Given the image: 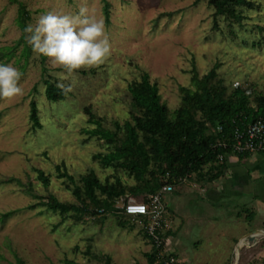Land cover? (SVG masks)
<instances>
[{
  "label": "rangeland",
  "instance_id": "1",
  "mask_svg": "<svg viewBox=\"0 0 264 264\" xmlns=\"http://www.w3.org/2000/svg\"><path fill=\"white\" fill-rule=\"evenodd\" d=\"M18 1L29 13L27 26L33 27L49 12L76 15L86 5L103 21L111 55L98 67L79 69L73 77L74 91L64 101L49 102L42 79L49 77L57 84L64 70L33 52L17 24L18 6L0 0V64H11L23 73V95L0 99V215L9 214L0 220V264H103L85 255L88 247L92 255L110 256L113 264H146L152 246L138 218L129 222L132 229H122L112 214L76 220L72 211L60 215L40 205L50 196L79 205L64 181L56 178L55 166L63 164L78 185L91 171L101 183L119 180L124 186L136 185L124 170L102 167L94 159L111 150L86 133L95 128L88 123L87 112L112 131L114 122L130 120L127 86L139 81L142 73L157 85L170 113L180 104L179 88L190 87L193 68L202 76L216 66L228 92L241 87L250 99L264 95V0H251L253 9H240V23L217 17L215 25L206 1L194 6L195 0ZM31 101L41 125L35 130L29 120ZM234 160L229 158L228 164ZM236 168L251 180L237 185L241 196L227 190L220 197L210 196L206 192L213 184L193 175L166 198L170 234L164 249L178 264H235L241 239L239 247L246 246L239 249L237 264H264V201L259 203L258 229L246 224L248 213L256 212L251 198L255 193L264 197V183L257 181L264 179V157ZM35 170L49 176L47 187L37 180ZM225 177L216 181L217 186L222 187ZM11 178L20 184L8 182ZM130 199L121 197L116 206L122 208ZM253 231L262 234L249 243Z\"/></svg>",
  "mask_w": 264,
  "mask_h": 264
},
{
  "label": "trees",
  "instance_id": "2",
  "mask_svg": "<svg viewBox=\"0 0 264 264\" xmlns=\"http://www.w3.org/2000/svg\"><path fill=\"white\" fill-rule=\"evenodd\" d=\"M17 7V24L24 34L29 20L26 7L18 0H9ZM200 1H206L213 9L214 25L217 17H224L236 23L243 19L239 10L253 9L251 0H195L193 6ZM108 4L104 5V15L108 20ZM45 72V70H43ZM217 67L214 66L206 74L199 76L193 68L190 73V87H180V104L176 110L169 112L161 102L157 85L151 83L149 75L142 73L139 81L127 86L130 96V120L119 124L113 123V131L103 128L99 119L88 114V123L95 128L86 131L90 138L96 137L104 141L111 150L106 155H96L102 167H115L124 170L131 176L136 185L124 186L119 180L115 183H101L91 171L80 178V185L68 174L64 165H56V178L66 184L79 202V205L60 203L50 196L46 203L40 204L46 209L60 215L74 213L76 220L84 216L92 220L112 214L117 219V225L125 229L133 217L124 214V210L116 206V201L129 195L140 198L146 203V196L156 193L166 183L175 187L191 176L206 184L225 176L228 162H219L218 156H231L230 149L222 148L219 143H230L233 132L244 130L258 118H264V95L259 94L253 99L247 91L236 87L228 92L222 80L218 78ZM45 98L49 102L64 101V95L57 84L49 77L42 79ZM29 120L33 130L41 128L36 104H29ZM264 157V152L258 153ZM239 160L249 158L251 154L232 155ZM37 180L47 187L49 176L41 170H35ZM8 182L20 184L18 179L11 178ZM128 200H125L127 202ZM253 213L246 216L251 221ZM9 214L0 215V220L8 218ZM144 237L148 239L142 228ZM170 233L162 234L163 244ZM150 242V241H149ZM77 249V248H76ZM85 255L101 259L103 264H113L108 255L95 256L88 247ZM146 264H154L156 252L146 254ZM21 264V262H19ZM65 264H72L65 261ZM139 264V263H135Z\"/></svg>",
  "mask_w": 264,
  "mask_h": 264
},
{
  "label": "clouds",
  "instance_id": "3",
  "mask_svg": "<svg viewBox=\"0 0 264 264\" xmlns=\"http://www.w3.org/2000/svg\"><path fill=\"white\" fill-rule=\"evenodd\" d=\"M24 32L34 53L48 57L53 67L64 70L56 85L64 95L74 91L73 77L79 69L98 67L111 55L103 21L90 14L84 4L76 15L49 12L34 27L26 26ZM22 75L11 64H0V99L12 100L23 95Z\"/></svg>",
  "mask_w": 264,
  "mask_h": 264
},
{
  "label": "built area",
  "instance_id": "4",
  "mask_svg": "<svg viewBox=\"0 0 264 264\" xmlns=\"http://www.w3.org/2000/svg\"><path fill=\"white\" fill-rule=\"evenodd\" d=\"M219 145L224 149H230L232 155L245 153L253 155L264 152V118H258L244 130L236 129L229 144L219 143ZM229 156L219 155L218 160L223 162ZM164 182L159 191L146 196V203L129 200L122 209L125 215L141 221L145 234L156 252L157 259L154 264H178L175 256L166 253L161 237L169 230L166 198L174 189L172 185L166 183V179Z\"/></svg>",
  "mask_w": 264,
  "mask_h": 264
},
{
  "label": "crops",
  "instance_id": "5",
  "mask_svg": "<svg viewBox=\"0 0 264 264\" xmlns=\"http://www.w3.org/2000/svg\"><path fill=\"white\" fill-rule=\"evenodd\" d=\"M229 158H235L236 160L233 161V164H231V165L228 164L229 165L228 166V171H227L225 179L223 180L224 183H222V187H219V185L217 186V182L216 181H218L219 180L218 179V180L214 181V183H211V184H213L212 185L213 188L209 189L206 192V194H208L210 196L211 195H213V196L217 195V196L220 197V195L227 190L228 192L230 191V193H232L235 196H241L243 194V191H240L237 185L239 183L240 184L241 183L242 184H246L248 177L244 178L243 175H239L240 173L238 172V170L236 168L237 164L238 163H243L244 164L247 161L250 162V161H253V160L257 159V158H262V156L259 155V154H257V155L254 154V155H251L249 158H245V159H242V160H239L235 156H230ZM228 159H227V162H228ZM251 179H253V178H251ZM248 181L249 182H247V184L251 182V180L249 178H248ZM257 181L259 183H264V179L263 180H257ZM202 191L205 192L206 190L205 191L202 190ZM251 199L254 200V208H255L256 212H253L251 221L250 222L249 221L246 222V224H247L248 227L250 226V224H252V227H254V229L255 228L258 229V224H260V222L258 220V219H260L258 211L261 209L259 203H260V201H264L263 200L264 197H259L258 193H255ZM263 218H264V215H263ZM261 234L262 233H260L259 231H255V232L253 231V233L251 235H254L256 237L257 235H261ZM243 241L244 240H242V239L239 241V246L241 245V243ZM244 245L246 246V243ZM244 245H242V246H244Z\"/></svg>",
  "mask_w": 264,
  "mask_h": 264
},
{
  "label": "water",
  "instance_id": "6",
  "mask_svg": "<svg viewBox=\"0 0 264 264\" xmlns=\"http://www.w3.org/2000/svg\"><path fill=\"white\" fill-rule=\"evenodd\" d=\"M254 239H255V237L253 235H249V237L247 238L249 243H252L254 241ZM239 249H240V247H239V244H238V246L236 248L238 254H239ZM238 254H237V258H236L235 264H237V261L239 259V255Z\"/></svg>",
  "mask_w": 264,
  "mask_h": 264
},
{
  "label": "bare ground",
  "instance_id": "7",
  "mask_svg": "<svg viewBox=\"0 0 264 264\" xmlns=\"http://www.w3.org/2000/svg\"><path fill=\"white\" fill-rule=\"evenodd\" d=\"M254 236V235H253ZM255 237V236H254Z\"/></svg>",
  "mask_w": 264,
  "mask_h": 264
}]
</instances>
